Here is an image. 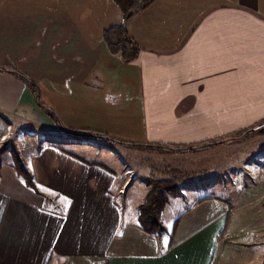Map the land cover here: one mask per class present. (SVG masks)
<instances>
[{
    "label": "crops",
    "instance_id": "crops-1",
    "mask_svg": "<svg viewBox=\"0 0 264 264\" xmlns=\"http://www.w3.org/2000/svg\"><path fill=\"white\" fill-rule=\"evenodd\" d=\"M115 4L0 0V137L12 126L48 138L22 157L41 194L0 155V264H261L264 252L253 263L236 251L264 245L241 212L252 188L187 189L173 242L168 203L165 232L148 235L138 222L145 184L120 194L121 156L104 160L102 141L63 143L62 128L194 147L264 123V0H156L126 23L141 49L130 63L104 40L124 24Z\"/></svg>",
    "mask_w": 264,
    "mask_h": 264
},
{
    "label": "rangeland",
    "instance_id": "rangeland-1",
    "mask_svg": "<svg viewBox=\"0 0 264 264\" xmlns=\"http://www.w3.org/2000/svg\"><path fill=\"white\" fill-rule=\"evenodd\" d=\"M115 7L119 10L116 4ZM22 132H24V141L18 137V135ZM30 132L33 133L32 131L27 132L17 130L12 126L6 127V134L4 135V138L2 136L0 137V155L5 154L6 152L11 153L12 147H15L17 152H20L23 155L29 146L41 149L37 145V136L35 134H32V136L29 135ZM245 132H247V130L239 135H235V137H230L232 139L236 138V140H233L232 142L228 141L224 145H217L218 147H202L203 145H198L194 146L196 149L193 150H171L156 147L138 148L126 146L127 148H125V150L122 149V151H120L116 146L111 144L107 145L106 143H103L100 146H103L102 150L106 151L103 159L107 160V162H111L113 164L117 162L114 156H121L120 159L124 161V169L122 173L126 181L131 176L133 178L134 175L137 178L133 181L135 182L139 180L145 184L148 191L151 188V180L168 179L169 177L177 174L181 178L179 194L180 189H195L202 192L206 196H210L211 194V196H215L213 193L217 192L221 188L215 184L218 183L217 181L223 178L226 173L242 168L244 164L253 161L255 157L264 156V135H261L258 132H252L243 137ZM46 141H48V138ZM6 145L8 146L7 150L4 148L7 147ZM104 146L107 148H104ZM9 148L11 150H9ZM208 149L211 150L209 151ZM98 152L101 151L98 150ZM100 160H102L101 157ZM262 165L264 167V163ZM126 171H130L131 174L126 176ZM260 180L261 182L257 183V185L248 187L252 188L250 190L251 193L246 194L248 197L241 200L242 202L244 201L245 205L241 212L247 211L248 214L249 212L253 214V221L251 222L249 218L248 220L250 222H248L245 227L248 229L253 227L256 228L257 230L255 235L258 238H255L254 241L264 243V173L261 175ZM204 186L207 188H203ZM127 187L124 188V194ZM227 189L233 196H235L234 194H239L232 193L229 188H226L225 190ZM135 194V189L129 191L128 197L130 199L128 204L133 202ZM230 198L234 200L233 197ZM185 206L186 205L183 203L182 199L169 198L167 205L168 210L167 213H165L164 220L172 227V229L173 223L171 221L179 215V212L182 209L186 208ZM250 235L251 236L249 237L254 238V233ZM236 251L237 253L241 252L243 261H249L248 255L250 254V260L254 258V263L255 260L260 258V255L264 252V245L248 248L237 247ZM259 261H261V264H264L263 259L260 258ZM227 263L229 264L230 261L228 260Z\"/></svg>",
    "mask_w": 264,
    "mask_h": 264
},
{
    "label": "trees",
    "instance_id": "trees-1",
    "mask_svg": "<svg viewBox=\"0 0 264 264\" xmlns=\"http://www.w3.org/2000/svg\"><path fill=\"white\" fill-rule=\"evenodd\" d=\"M117 6L120 8L124 24L118 27H112L104 32V40L106 45L113 55L120 56L124 62L130 63L137 59L140 52V46L132 39L129 35L126 23L130 21L137 13L147 9L156 0H113ZM25 78V77H24ZM29 81V80H28ZM30 82V81H29ZM34 85V84H33ZM37 100L41 105L40 97L37 96ZM68 136V139L63 143H67L68 140L77 141H102L111 145H124L131 147H156L160 149H171V150H193L195 147H183V146H163V145H153V144H131L126 142H121L115 138L109 137L100 132H91L89 130H79L72 131L65 127L62 128ZM252 132H258L264 135V123L247 130L243 134V137ZM236 140V138H228L226 140L203 144L202 147H213L217 145H224L228 141ZM62 143V142H60ZM92 143V142H91ZM7 146V145H6ZM6 150L8 148L4 147ZM2 150V149H1ZM13 151V152H12ZM11 154L13 157V163L15 170L18 175L24 180L25 184L34 190L36 193L41 194L38 183L35 176L26 167L23 154L17 152L15 147H12ZM181 186V178L179 175L169 177L168 179H153L150 181V190L146 196L143 204L138 208V222L140 229L148 235H161L165 232L164 225L162 223V214L168 203L169 198H177L179 196V188ZM211 197H208L209 199ZM214 198V197H213ZM181 217H178L173 224V229L171 230V239L173 242V237L177 228L179 226Z\"/></svg>",
    "mask_w": 264,
    "mask_h": 264
},
{
    "label": "built area",
    "instance_id": "built-area-1",
    "mask_svg": "<svg viewBox=\"0 0 264 264\" xmlns=\"http://www.w3.org/2000/svg\"><path fill=\"white\" fill-rule=\"evenodd\" d=\"M32 134L34 135V133H31V132L29 133V135H31V136H32ZM23 136H24V132H22L21 134L18 135V137L21 138L22 140L24 139ZM36 136H37L36 138L38 139L37 145L41 149L44 148V142H46L47 137L43 136V135L42 136L36 135ZM2 137L4 138V136H2ZM67 143L68 144H78V143L92 144L91 142L77 141V140H68ZM97 148H98V150H100L98 146H97ZM105 148H107V147H105ZM9 150H11V149L9 148ZM263 163H264V156L255 157V159L253 161L244 164L242 168L235 169L229 173H226L223 176V178H221L219 181H217L218 183H216L215 185L221 187L222 189L229 188L232 193H241L246 188L255 186V185H257V183L261 182V180H260L261 175L264 173V167L262 165ZM130 174H131L130 171L125 172L126 176H128ZM136 178L137 177L134 175H133V178H132V176L130 178H128V180L125 184V187L130 185V183L133 180H135ZM242 181H244V185L241 183ZM212 186H214V185H212ZM123 191L124 190H121L120 194L123 193ZM180 195L183 198L188 199V190L187 189H180ZM229 197H231V196H229ZM255 237L258 238L256 235H255Z\"/></svg>",
    "mask_w": 264,
    "mask_h": 264
},
{
    "label": "clouds",
    "instance_id": "clouds-1",
    "mask_svg": "<svg viewBox=\"0 0 264 264\" xmlns=\"http://www.w3.org/2000/svg\"><path fill=\"white\" fill-rule=\"evenodd\" d=\"M241 183L244 184V181H242Z\"/></svg>",
    "mask_w": 264,
    "mask_h": 264
}]
</instances>
